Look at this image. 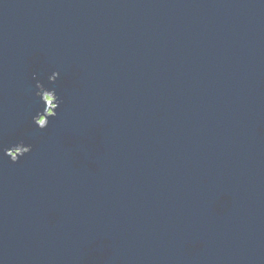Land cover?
I'll list each match as a JSON object with an SVG mask.
<instances>
[{
    "label": "water",
    "instance_id": "water-1",
    "mask_svg": "<svg viewBox=\"0 0 264 264\" xmlns=\"http://www.w3.org/2000/svg\"><path fill=\"white\" fill-rule=\"evenodd\" d=\"M0 264H264V0H0Z\"/></svg>",
    "mask_w": 264,
    "mask_h": 264
},
{
    "label": "clouds",
    "instance_id": "clouds-1",
    "mask_svg": "<svg viewBox=\"0 0 264 264\" xmlns=\"http://www.w3.org/2000/svg\"><path fill=\"white\" fill-rule=\"evenodd\" d=\"M13 163H16V162H18V161H12Z\"/></svg>",
    "mask_w": 264,
    "mask_h": 264
}]
</instances>
